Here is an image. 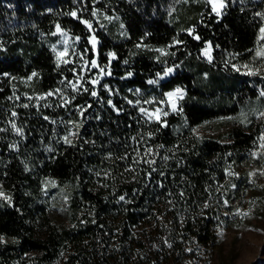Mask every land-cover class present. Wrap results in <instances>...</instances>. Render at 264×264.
I'll list each match as a JSON object with an SVG mask.
<instances>
[{
    "label": "trees",
    "instance_id": "1",
    "mask_svg": "<svg viewBox=\"0 0 264 264\" xmlns=\"http://www.w3.org/2000/svg\"><path fill=\"white\" fill-rule=\"evenodd\" d=\"M95 1L90 0L91 5ZM165 1L142 0L140 10L124 7L128 33L124 42H113L104 30H95L100 65L109 63V52L118 56L115 67L130 62L125 71L115 72L116 78L105 81L114 95L100 91L93 97L94 89H90L75 94L67 106L56 104L55 111L47 107L44 114L20 111L17 115L25 140L17 150L0 144V181L11 196V203L0 204V237L8 241H0V264H112L101 253L109 245L108 238H134L146 234L150 226L161 234L168 232L174 248H181L180 239L186 236L206 248L233 213L232 203L245 199L250 189L248 177L234 178L227 173L250 161L261 162L253 160L252 154L264 133V119L258 120L254 113L253 98L240 94L233 106L218 108L192 99L208 97L196 85L200 72H213L215 81L210 88L214 96L224 90L223 79L233 65L244 69L264 62L256 56L257 50H264L260 38L264 6L234 5L228 0L224 15L218 18L203 4H195L170 24L161 11ZM82 3L0 0V31L6 36L7 48L0 51V111L11 104L15 78H28L36 72L34 87L39 94L61 89V81L72 78L66 66H57L52 51L39 45L38 37L51 36L59 24L90 47L88 30L67 14L78 12ZM197 35L199 40L194 38ZM208 42L213 48L211 63L201 58ZM139 44L168 49L175 54L170 62L188 65L157 89L160 96L176 87L188 91L182 111L163 118L166 127L146 120L137 106L126 102L136 100L129 89L148 90V81L164 69L150 51L137 52ZM90 57H94L91 47ZM126 72L133 77L123 80ZM227 87L234 94L240 90L235 83ZM96 97L104 98L105 104L101 106ZM241 112L250 122H239ZM232 118L235 124L222 135L227 143L194 132L206 122ZM52 121L61 125L57 132ZM69 131L77 135L70 136L72 143L66 144L63 137ZM148 148L157 155H145ZM148 159L156 163L150 166L144 162ZM43 193L49 205L42 201ZM212 196L218 203H213ZM59 200L64 201V214L63 221L56 223L51 214L58 209ZM28 253L34 254L30 260L26 259Z\"/></svg>",
    "mask_w": 264,
    "mask_h": 264
},
{
    "label": "rangeland",
    "instance_id": "2",
    "mask_svg": "<svg viewBox=\"0 0 264 264\" xmlns=\"http://www.w3.org/2000/svg\"><path fill=\"white\" fill-rule=\"evenodd\" d=\"M92 1V0H91ZM234 5H249L251 3H258L264 6V0H231ZM99 5H95V4ZM195 4H203L205 8L210 10V7L207 6L203 0H166L161 5V11L167 16V21L170 24H174L177 20L180 19L181 12L185 11L190 6ZM134 7L138 9L142 6V0H96L95 3H90V0H83L82 6L79 7L78 14L82 16L83 19H89L93 22V27L96 31L104 30L107 36L113 42H124L128 38L127 28L125 25L123 10L124 7ZM94 10H98L97 17H92L91 13ZM211 12V10H210ZM213 14V13H212ZM215 15V14H214ZM105 16H110L113 19H105ZM76 19V18H75ZM78 20V19H77ZM103 25L104 27H100ZM56 31V30H55ZM72 39L68 40L69 44V55L66 57L70 63L67 65L61 63L59 66H66L69 70L72 78L70 80H75L77 75H83L86 81L94 79L97 75H102L99 73L97 68H87L81 70L83 60L91 61L95 59L100 67H104L106 70L111 72V75H102L98 84L85 83L84 87H87L89 90L94 89L97 94L100 91L109 92L108 95H114V92L109 83L105 82L108 78L117 77L115 72L125 71L130 66V62L125 64L124 62L120 63L119 67H115L113 64L115 61H118V56L116 59L111 61L109 66L108 64L100 65L99 63V50L98 45L95 49L92 48L91 44L88 41V44L91 47L94 57H90V47H88L84 42L79 39V41L74 40V36L66 31ZM39 45L46 46L49 48L56 61V53L53 51L55 46L57 50H62L63 45L61 41L64 39L59 33L56 35L46 36L40 34ZM6 36L4 32L0 31V51H5L7 48L5 46ZM140 47H137V52H151L156 59L157 63L161 66H164L163 72L167 67H173L175 71L169 76L159 79L157 76L153 80H159L158 84H150V88L146 91L129 89L128 92H132L136 100L132 101L130 104L132 106H137L138 110L140 107L153 110L155 108H163L165 111L169 112L168 116L177 115L180 113L173 112L170 105L166 103L168 97L166 94L160 96L157 89L159 84L168 80L170 77L174 76L179 70L188 67L186 63H174L170 62V59H175V54L168 49H164L168 54L162 55L160 52L151 49L145 44H139ZM83 56V60L79 59L76 54ZM111 53V52H109ZM107 53L106 55L108 56ZM213 57V55H212ZM201 58L207 60L203 56V51L201 52ZM109 59V56H108ZM213 60V59H212ZM57 64V61H56ZM238 68V67H237ZM240 69V68H239ZM249 70L257 72L256 75H248ZM129 72H126L123 80H127L133 77L128 76ZM132 73V72H131ZM213 72H200L196 77V85L201 93L205 94L206 98L195 97L192 99V102H200L204 105L218 108V107H231L235 103L239 102L240 94L246 97H251L254 100V113L256 116L260 111H264V97L260 96V92L264 91V62L254 66H248L244 69L236 71L233 68L232 71L227 72L224 77L225 85L223 86L224 90L218 91L217 95L213 96L214 90L210 88L212 82L215 81ZM163 74V73H162ZM161 74V75H162ZM215 78H218L216 73H214ZM29 78V77H28ZM28 78H15L12 80L13 84V93L10 96L11 104L8 105L6 110L0 111L2 118L0 119V144L8 146L9 150H17L18 144L25 140L24 136L21 138L16 135L14 130L11 128L10 122H15L18 127L19 120L18 117H13L11 114L13 111L19 114V112H31L34 111L37 115L44 114L45 110L48 109L44 107V104H49L50 108L55 111L56 104H60L59 96L48 97L47 100H39L36 98L39 96H44L46 94L36 93V88L34 87L35 78L32 77L31 80ZM219 79V78H218ZM61 90L64 92L65 96L71 99V96H75L77 93L83 92L81 89L80 92H72L70 88L67 87V81L64 79ZM229 83H235L237 88H240L237 93L234 91H229ZM107 85V88L105 87ZM249 86V87H248ZM184 90L185 95L182 100L178 101V107H181V104L187 97V89L184 87H176ZM175 88V89H176ZM174 89V90H175ZM88 90V91H89ZM173 90V91H174ZM227 90V91H226ZM117 92H119L117 90ZM135 92V93H134ZM253 93V94H252ZM19 96V100L16 97ZM97 96V95H96ZM95 97V96H93ZM32 98V99H29ZM98 98L101 100L99 103L101 106L105 104L104 98ZM124 100V99H123ZM154 101V103L148 104L144 101ZM140 103L137 104L136 102ZM72 102V100H71ZM165 102V103H162ZM28 104L29 107L25 108L21 105ZM39 103L40 107H36ZM58 106V105H57ZM140 113V111H139ZM142 117L146 120L147 117L140 113ZM167 116V117H168ZM166 118V117H163ZM264 118H259L258 120H263ZM149 121V120H148ZM150 122H155L150 121ZM235 124V118L232 119H217L211 122H206L203 125L196 127L194 132L197 134H205L215 136L220 139L222 143H227L229 140L223 138L222 135L229 130ZM54 132H57L60 128V124H53ZM64 133L63 131H61ZM17 145V148H13L12 145ZM260 140L258 143V148L256 151H253V160H261V162L250 161L249 163L242 164L238 168L232 169V172H236L238 175H233L231 177L239 178L240 176L246 175L249 180L250 189L245 196V199L242 203L234 202L233 207L234 211L228 215L227 222L221 224L216 231V240L209 247L198 246L190 237H183L180 240L181 248L179 247H168L170 244L171 237L169 233L161 234L158 230L152 229V226L148 229L146 234L134 236V238L126 239L122 236L116 235L111 238H108L109 245L105 252L104 258H108L112 264H264V175H260V171L264 170V149L259 147ZM3 148L0 146V152ZM254 153L256 155H254ZM263 155V157H261ZM2 164V157L0 156V167ZM231 170V169H230ZM256 172L257 174L253 177L250 176V173ZM0 191H3L5 195L10 196L7 188L3 186L0 181ZM11 197V196H10ZM45 195L43 193V200ZM213 203H218V199L214 196L210 198ZM46 202V201H44ZM48 202V201H47ZM46 202V203H47ZM9 203L7 200L0 197V204ZM48 204V203H47ZM49 205V204H48ZM64 201H58V209L53 211L51 218L53 222L61 223L63 221V206ZM239 213L247 212V216H243ZM39 229V228H38ZM40 232V231H38ZM221 233H223L221 235ZM167 241V244L165 243ZM8 242L6 239L2 241ZM34 254L28 253L26 256L27 260H30ZM103 258V259H104Z\"/></svg>",
    "mask_w": 264,
    "mask_h": 264
},
{
    "label": "snow or ice",
    "instance_id": "3",
    "mask_svg": "<svg viewBox=\"0 0 264 264\" xmlns=\"http://www.w3.org/2000/svg\"><path fill=\"white\" fill-rule=\"evenodd\" d=\"M203 2L207 6L210 7L211 13L215 14V16L218 17V18L222 17L224 15V12H225V10L228 7V0H203ZM67 14L69 16H71V17H74V18L78 19L80 21V23L85 26V28L90 33V35L88 37V41L91 44L92 48L95 49L97 47V45L99 44V40L97 39V37L95 35V29L93 27L92 20L81 18V16L78 14L77 11H71V12H69ZM91 15H92V17H97L98 10L92 11ZM261 15H264V14H261ZM105 19L111 20L113 18L110 17V16H105ZM55 27H56V31L53 32L52 35H56L57 33H59V35L64 37V39L61 41V44L63 45L62 50H57V48L55 46L53 47V51L56 53L57 66H59L61 63L67 65L68 63L71 62L68 59H66V57L69 55V47H70L69 44H68V40L72 39V38L69 37L68 33L65 30H63L59 24H57ZM100 27H104V26L100 25ZM188 31H189V34L191 35L193 30L189 29ZM260 33H261V37L260 38L262 40H264V28L260 29ZM194 38L197 39V40L200 39V37L198 35L195 36ZM79 39H80V37H78V36L74 38L75 41H79ZM176 43H179V41H176ZM137 47H140V45H137ZM156 51L160 52L162 55H167L168 54L162 48L161 49H156ZM212 51H213L212 45H211L210 42H208L207 46L203 50V56L207 59V61L209 63H211L212 59H213ZM76 55L78 56L79 59L83 60V56L82 55H80L78 53ZM108 56H109V66H110L111 61L116 59L117 57H116V54L114 52L109 53ZM256 56L264 59V50H257ZM124 63L127 64L128 61L125 60ZM89 67L99 69V73L102 74V75H111V72L109 70H106L104 67H100L95 59H93L91 61L83 60V64L81 66V70L83 71V70H85V69H87ZM233 67L235 68L236 71L240 70L235 65H233ZM244 67H248V66L245 65ZM174 71H175V69L173 67H167L162 75L160 73H157V76L159 77V79H163V78L169 76L170 74H172ZM247 74L248 75H256L257 72H255L253 70H249V72ZM5 75H7V74H5ZM102 75H97L94 79H92L90 81H86L83 75H77L74 81L73 80L67 81V87L70 88L72 90V92H74V93L75 92H80L81 89L83 91L87 92L89 89L87 87H84V84L85 83H91L93 85L98 84L100 79L102 78ZM131 75H132V73L129 72L128 76H131ZM35 76H37V73L33 72L28 79L31 80L32 77H35ZM61 83L63 84V83H65V81H61ZM148 83L149 84H158L159 80H149ZM105 87L107 88V85H105ZM91 95L92 96H96L97 92L95 90H93L91 92ZM184 95H185V92L181 88H176L174 91L166 93V96L168 97V100L166 101V103L168 105H170L171 110L173 112L182 111V109L180 107H178V101L182 100L184 98ZM52 96H59L60 97V105L59 106H67L68 104L71 103V99H74V97L69 99L67 96H65L64 92L60 88H57L53 92H48L44 96L37 97L36 100L37 101H39V100H47L48 97H52ZM260 96L264 97V91L260 92ZM9 99H11V97ZM16 99L19 100V96H17ZM29 99H32V98H29ZM108 103L111 104L112 103L111 100H109ZM129 103L131 104L132 101H129ZM136 103L139 104L140 102L137 101ZM144 103L151 104V103H154V101L146 100V101H144ZM162 103H165V102H162ZM21 106L25 107V108L29 107V105L27 103L23 104ZM34 106L40 107L39 103H37ZM43 106L44 107H49L50 105L46 103ZM113 107H115V106L113 105ZM83 111H84L83 109H80V115L81 116H83ZM139 111L144 116H146L149 121H153L154 120L155 122L161 124L162 126H165V127L167 126V123L163 119V117H167L169 115V112L165 111L163 108H155L153 110H149L147 108L140 107ZM11 115L13 117H16L17 113L15 111H13ZM257 118L258 119L259 118H264V111H260L258 113V115H257ZM45 119H48V117H45ZM239 122L240 123L250 122V121H248V117H247L246 113L241 112V117H240V121ZM10 123H11V128L14 130L15 134L22 138L24 136L23 129L21 127H18L15 122H10ZM52 123H56V122L52 121ZM74 126L75 127H79L78 124H74ZM0 131H4V129H0ZM75 135H77L76 132L69 131L68 134L63 137V141L66 144H71L72 141L70 140L69 137L70 136H75ZM149 135H151V134H149ZM258 139L260 140L259 147L261 149H264V133H262V135ZM12 147L13 148H17V145L14 144V145H12ZM161 147H163V146L161 145ZM149 154H151L152 156L157 155V153H154L151 148H148L146 150V152H145V155H149ZM254 155H256V154L254 153ZM163 159L167 160L168 157L164 156ZM136 162L140 163L141 161H136ZM144 162L147 163L150 166L154 165L156 163L155 159H148V160H146ZM152 171H156V169L153 168ZM227 174L229 176L238 175V174H236V173H234L232 171H228ZM256 174H257L256 172H253V173H250L249 175L254 177ZM161 175H163V173H161ZM260 175H264V170L260 171ZM148 176L151 177V172L148 173ZM232 187H235V185L233 184ZM169 195H171V193H169ZM180 195L183 196L184 193L181 192ZM0 197H2L3 199H5L9 203H11V197L5 195V193L3 191H0ZM119 199L121 201H124L125 197L124 196H120ZM170 203H171V201H170ZM223 203L225 205H227L228 202H227V200H225ZM205 207H207V205H205ZM238 214H241L243 216H247L249 213H247V212L239 213L238 212ZM222 234L223 233H221V235ZM0 241H3V237H0ZM165 243L167 244V241H165ZM168 247H171V244H168Z\"/></svg>",
    "mask_w": 264,
    "mask_h": 264
}]
</instances>
